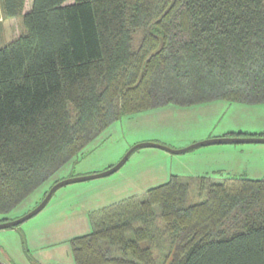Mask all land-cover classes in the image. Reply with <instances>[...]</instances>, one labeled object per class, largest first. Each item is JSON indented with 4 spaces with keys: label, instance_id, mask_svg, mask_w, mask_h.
Wrapping results in <instances>:
<instances>
[{
    "label": "trees",
    "instance_id": "trees-1",
    "mask_svg": "<svg viewBox=\"0 0 264 264\" xmlns=\"http://www.w3.org/2000/svg\"><path fill=\"white\" fill-rule=\"evenodd\" d=\"M24 1L0 0V18ZM67 1L34 0L26 31L0 48V214L123 117L264 104V0ZM200 183L197 202L172 176L94 213L71 240L75 264H159L158 236L171 243L162 264H264V180Z\"/></svg>",
    "mask_w": 264,
    "mask_h": 264
},
{
    "label": "rangeland",
    "instance_id": "rangeland-1",
    "mask_svg": "<svg viewBox=\"0 0 264 264\" xmlns=\"http://www.w3.org/2000/svg\"><path fill=\"white\" fill-rule=\"evenodd\" d=\"M73 1L68 0L67 4ZM33 2L25 0L20 15L0 23V48L26 31L24 15L32 10ZM239 135L264 137V104L226 101L186 107L171 104L123 117L89 144L82 155L67 163L43 190L13 211L0 214V224L17 221L33 211L55 182L105 173L137 145L151 143L183 150L205 141ZM172 176L191 184L195 192L189 196L190 203L197 202L196 185L202 181L208 184L235 178L264 180V143L211 144L178 154L140 148L118 172L61 187L38 215L17 227L0 229V262L75 264L71 240L93 231L94 213L130 198L143 199L147 191L168 183ZM163 238L155 239L161 245L160 254L156 250L159 264L171 250V243Z\"/></svg>",
    "mask_w": 264,
    "mask_h": 264
},
{
    "label": "water",
    "instance_id": "water-1",
    "mask_svg": "<svg viewBox=\"0 0 264 264\" xmlns=\"http://www.w3.org/2000/svg\"><path fill=\"white\" fill-rule=\"evenodd\" d=\"M223 143H235V144H242V143H264V137H225V138H219V139H213V140H209V141H205L199 144H195L193 146H190L186 149L183 150H171L165 146L162 145H158V144H141V145H137L135 147H133L132 149H130L126 155L123 157V159L113 168H111L110 170L106 171L105 173H102L100 175L94 176V177H84V178H78V179H73V180H69V181H63L60 183L55 184L49 191V193L47 194V196L45 197V199L33 210L31 211L29 214H27L26 216H24L23 218L11 222V223H5V224H0V229H7V228H14L17 227L21 224H23L24 222L30 220L31 218H33L34 216L38 215L49 203V201L51 200V198L53 197V195L55 194V192L60 189L61 187H64L70 183H74V182H79V181H86V180H90L93 178H101L104 176H108L111 174H114L116 172H118L123 165L128 161V159L130 158V156L138 149L143 148V147H152V148H159V149H163L166 151H170L173 153H181V152H186L188 150H192L194 148L197 147H201V146H205V145H211V144H223Z\"/></svg>",
    "mask_w": 264,
    "mask_h": 264
},
{
    "label": "crops",
    "instance_id": "crops-1",
    "mask_svg": "<svg viewBox=\"0 0 264 264\" xmlns=\"http://www.w3.org/2000/svg\"><path fill=\"white\" fill-rule=\"evenodd\" d=\"M4 15H3V12L1 11V19H0V23H3V20H4Z\"/></svg>",
    "mask_w": 264,
    "mask_h": 264
},
{
    "label": "bare ground",
    "instance_id": "bare-ground-1",
    "mask_svg": "<svg viewBox=\"0 0 264 264\" xmlns=\"http://www.w3.org/2000/svg\"><path fill=\"white\" fill-rule=\"evenodd\" d=\"M0 19H1V18H0ZM200 130H201V129H200ZM212 133H213V132H212ZM63 168H64V167H63ZM57 173H58V172H57ZM58 174H59V173H58ZM58 174H57V175H58ZM59 176H60V175H59ZM53 177H54V175H53ZM53 177H52V178H53ZM49 180H50V179H49ZM51 180H52V179H51ZM48 182H49V181H48ZM78 183H79V182H78ZM42 190H43V189H42ZM73 238H74V237H73ZM25 239H26V238H25ZM24 245H25V244H24ZM25 248H26V247H25ZM73 254H74V253H73Z\"/></svg>",
    "mask_w": 264,
    "mask_h": 264
}]
</instances>
